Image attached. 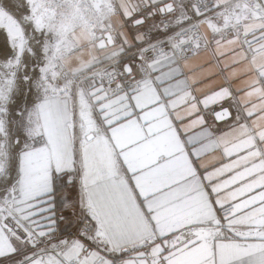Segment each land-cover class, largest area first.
I'll return each instance as SVG.
<instances>
[{"label":"snow or ice","instance_id":"snow-or-ice-1","mask_svg":"<svg viewBox=\"0 0 264 264\" xmlns=\"http://www.w3.org/2000/svg\"><path fill=\"white\" fill-rule=\"evenodd\" d=\"M0 264H264V0H0Z\"/></svg>","mask_w":264,"mask_h":264},{"label":"crops","instance_id":"crops-1","mask_svg":"<svg viewBox=\"0 0 264 264\" xmlns=\"http://www.w3.org/2000/svg\"><path fill=\"white\" fill-rule=\"evenodd\" d=\"M222 77H216L213 81H207V84L213 85V84H219L222 82ZM240 85V81H236L233 85L234 87H238Z\"/></svg>","mask_w":264,"mask_h":264}]
</instances>
